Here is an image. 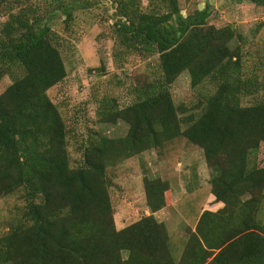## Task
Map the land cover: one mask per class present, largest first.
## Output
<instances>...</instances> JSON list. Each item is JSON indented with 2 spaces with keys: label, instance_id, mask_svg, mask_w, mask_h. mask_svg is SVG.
<instances>
[{
  "label": "trees",
  "instance_id": "1",
  "mask_svg": "<svg viewBox=\"0 0 264 264\" xmlns=\"http://www.w3.org/2000/svg\"><path fill=\"white\" fill-rule=\"evenodd\" d=\"M249 1L264 6V0ZM162 3L151 12L134 0L122 4L115 59L158 56L160 74L134 86L128 106L100 107L103 123L123 121L128 133L90 139L77 168L64 117L48 96L67 77L57 35L35 9L6 12L0 80L10 75L13 82L0 95V199L22 192L25 211L24 223L0 237V264H164L171 257L169 236L155 214L171 203L168 184L146 179L150 215L118 230L107 170L180 137L202 149L223 211H239L237 223L189 229L188 247L205 253L196 264L208 258L210 264H264V167L252 160L264 143V56L250 69L242 36L232 26L209 24L210 3L188 17L179 0ZM235 39L240 45L233 47ZM183 73L193 88H213L190 110L176 106L171 90ZM253 96L259 99L245 105ZM208 216L205 211L201 221Z\"/></svg>",
  "mask_w": 264,
  "mask_h": 264
},
{
  "label": "rangeland",
  "instance_id": "2",
  "mask_svg": "<svg viewBox=\"0 0 264 264\" xmlns=\"http://www.w3.org/2000/svg\"><path fill=\"white\" fill-rule=\"evenodd\" d=\"M0 22L7 20L6 12L18 11L22 5L35 9L44 23L57 35L67 69L64 81L48 92L49 98L62 113L68 129V151L71 166L82 162L85 144L95 137L121 138L129 125L103 123L99 115L102 106L124 108L134 100V86L160 74L159 57L131 54L115 59L117 42L115 23L119 21L122 4L130 0H1ZM143 12H151L163 5L162 0H134ZM184 17L202 5L211 4L208 22L219 29L232 26L243 38L241 49L247 66L264 56V6L249 0H179ZM12 7V8H11ZM163 11V10H161ZM72 19L67 21V14ZM235 39L231 45H240ZM250 59V60H249ZM10 75L0 80V95L12 84ZM177 107L190 110L213 92L205 83L193 88L188 73H183L172 85ZM259 97L244 99L245 105L254 104ZM253 162L264 167V143L252 156ZM211 170L202 149L180 137L153 149L125 159L107 170L110 195L116 223L133 224L150 213L146 204V179H159L171 189V203L156 219L168 227L193 224L199 216L209 192ZM25 201L22 192L0 199V237L14 226L24 223ZM148 211V212H147Z\"/></svg>",
  "mask_w": 264,
  "mask_h": 264
},
{
  "label": "crops",
  "instance_id": "3",
  "mask_svg": "<svg viewBox=\"0 0 264 264\" xmlns=\"http://www.w3.org/2000/svg\"><path fill=\"white\" fill-rule=\"evenodd\" d=\"M248 201V197L243 198L240 203H245ZM226 204L223 201L217 200V198L209 192L203 206L201 207L199 216L196 220V223L193 224H178L175 228L168 227L166 223V229L169 236V246L171 251L170 259L164 261V264H196L203 260L205 257L204 251L199 247V245H194L193 247H188L189 241V229L193 228L195 231L198 223H202V230H210L212 229L213 223H237L233 220L234 217H237V211H223ZM164 210V209H163ZM161 210L160 212H162ZM205 211H208L212 214V216L206 217L203 221L202 215ZM148 212V211H147ZM150 214V213H148ZM239 216V215H238ZM156 217V214H155ZM131 224L128 223H116V227L118 230H122ZM213 258H208L204 264H210Z\"/></svg>",
  "mask_w": 264,
  "mask_h": 264
},
{
  "label": "water",
  "instance_id": "4",
  "mask_svg": "<svg viewBox=\"0 0 264 264\" xmlns=\"http://www.w3.org/2000/svg\"><path fill=\"white\" fill-rule=\"evenodd\" d=\"M199 10H200V11H203V7H202V5H200Z\"/></svg>",
  "mask_w": 264,
  "mask_h": 264
}]
</instances>
